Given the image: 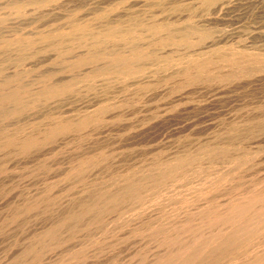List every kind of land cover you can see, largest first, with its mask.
<instances>
[{
  "label": "rangeland",
  "instance_id": "rangeland-1",
  "mask_svg": "<svg viewBox=\"0 0 264 264\" xmlns=\"http://www.w3.org/2000/svg\"><path fill=\"white\" fill-rule=\"evenodd\" d=\"M0 264H264V0H0Z\"/></svg>",
  "mask_w": 264,
  "mask_h": 264
},
{
  "label": "bare ground",
  "instance_id": "bare-ground-1",
  "mask_svg": "<svg viewBox=\"0 0 264 264\" xmlns=\"http://www.w3.org/2000/svg\"><path fill=\"white\" fill-rule=\"evenodd\" d=\"M254 204H255V203H254ZM192 247H193V246H192ZM178 249H179V248H178ZM178 249H177V250H178ZM186 263H187V262H186Z\"/></svg>",
  "mask_w": 264,
  "mask_h": 264
}]
</instances>
